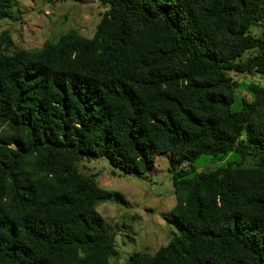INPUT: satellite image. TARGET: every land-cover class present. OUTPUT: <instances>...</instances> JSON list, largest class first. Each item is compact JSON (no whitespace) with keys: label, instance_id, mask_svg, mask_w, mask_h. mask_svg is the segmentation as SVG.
Returning <instances> with one entry per match:
<instances>
[{"label":"trees","instance_id":"1","mask_svg":"<svg viewBox=\"0 0 264 264\" xmlns=\"http://www.w3.org/2000/svg\"><path fill=\"white\" fill-rule=\"evenodd\" d=\"M98 1L90 37L30 50L0 31V264H111L95 207L120 194L77 160L143 178L162 152L175 233L119 264H264V85L232 76H264V0Z\"/></svg>","mask_w":264,"mask_h":264},{"label":"rangeland","instance_id":"2","mask_svg":"<svg viewBox=\"0 0 264 264\" xmlns=\"http://www.w3.org/2000/svg\"><path fill=\"white\" fill-rule=\"evenodd\" d=\"M105 5L98 0H12L9 8L13 19H0V31L6 30L11 48L37 49L44 42L54 41L66 31L90 37ZM253 31V30H252ZM234 80L264 85V76L233 74ZM237 109V102L232 105ZM204 158V157H203ZM198 163V170H210L237 162L229 152L220 159ZM246 157L241 165H252ZM169 168V153L158 154L152 168L143 178L123 173L113 167L105 156L81 157L77 160L79 172L93 178L95 183L120 194L117 201H101L95 207L109 229H115V254L108 257L111 264L125 261L132 251L153 252L167 243L175 228L164 217L174 204Z\"/></svg>","mask_w":264,"mask_h":264}]
</instances>
